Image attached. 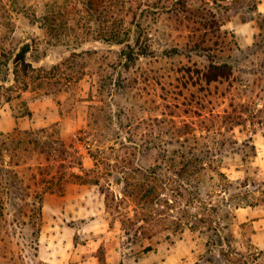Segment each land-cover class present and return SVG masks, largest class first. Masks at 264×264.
Segmentation results:
<instances>
[{
  "label": "rangeland",
  "instance_id": "rangeland-1",
  "mask_svg": "<svg viewBox=\"0 0 264 264\" xmlns=\"http://www.w3.org/2000/svg\"><path fill=\"white\" fill-rule=\"evenodd\" d=\"M171 1L0 0V264H51L41 257L55 255V248L63 264L91 253L100 264L107 256L116 264H254L262 254L249 241L251 226L233 216L237 201L264 200V21L258 14L264 10H256V0H185L186 20L168 11ZM203 8L216 14L219 29L192 31ZM111 32L126 33L132 44L141 36L152 54L125 66L118 55L123 44L103 39ZM196 42L234 67L233 77L213 83L208 96L183 76L182 67L205 63ZM174 47L180 54L169 55ZM225 112H242L246 121L225 130L233 123ZM184 122L211 127L212 161L227 179H210L211 169L203 176L202 206L172 177L160 205L138 209L123 225L134 205L110 173L148 166L159 150L174 149L169 131ZM151 136L156 147L138 149L135 143ZM250 136L252 142L242 143ZM64 147L102 176L100 185L76 182L69 171L81 170L52 160ZM55 174L61 186L42 191ZM100 187L118 196L107 200ZM91 205L104 211L91 215ZM217 225L220 231L212 228ZM180 237L192 240L188 257L169 261Z\"/></svg>",
  "mask_w": 264,
  "mask_h": 264
},
{
  "label": "trees",
  "instance_id": "trees-1",
  "mask_svg": "<svg viewBox=\"0 0 264 264\" xmlns=\"http://www.w3.org/2000/svg\"><path fill=\"white\" fill-rule=\"evenodd\" d=\"M259 0H256L255 2V8L257 10V4ZM172 7L168 9L169 12L176 11L180 12L186 20H188L187 17L188 12L190 9L187 8L186 1L185 0H172ZM170 3V1H169ZM206 13H200L198 17L193 20V23H197L198 26L195 27L192 31H210V30H217L220 28V21L217 18L216 14L213 13L211 10L205 8L202 9ZM260 16H263L264 21V13L258 12ZM191 20V18H190ZM188 26V25H186ZM260 26V25H259ZM262 26V25H261ZM261 28V27H260ZM115 33L111 32L106 37H103L104 40L113 42L115 44H123V46L119 49L118 55L121 58V60L124 61L125 66H129L130 63L135 62L138 60L141 56H147L152 54V51L145 45H142L140 43V37L137 36L135 39H133V44L130 40L125 39L126 33ZM203 36V34H201ZM200 36V37H202ZM256 37V36H254ZM203 38V37H202ZM201 39V38H200ZM204 40V39H201ZM257 41L254 44L257 46ZM198 49L195 48L198 54L204 57L205 63L201 67H198L195 65V63L191 66H184L182 67V70L184 71L183 76L188 79V81L192 85L199 84L201 85L200 88L202 91H205V95L208 96L211 93L210 86L213 83H221L223 81H229L233 75H234V67L233 65L223 60L218 55H214L210 48L202 47L201 44L197 43L195 44ZM23 53V52H22ZM21 56L20 59L24 58V54ZM75 54V53H73ZM169 55H175L180 54V51L178 48H172L170 52H168ZM189 56V55H188ZM53 67H56L54 65ZM18 72L19 70L17 67H14L13 69V79L15 82L18 81ZM188 81L185 82V86H187ZM2 86V85H0ZM27 86V81H24L23 87L25 88ZM243 106V105H242ZM236 112V111H234ZM229 114V115H228ZM242 112L238 113H229L225 112L222 117L226 118V116L229 119V122H233L230 125H227L225 127V130L227 129H233L236 125H241L243 122L246 121V118L243 117ZM226 119V121L228 120ZM206 119L202 121V124H204ZM225 121V122H226ZM213 125V124H212ZM211 127L209 125H198L195 122H184L181 125H173V129L169 131V134L172 135L175 139V143L177 144L174 149L171 151H168L167 149L159 150V158L157 157L155 161H153L148 166H134L129 172H125L123 175H119L118 172L116 173H110V176H112V179L110 182H112L116 186H121L119 191L123 195V199H129L133 205V216L130 217V215L126 214V219H121V223L124 225L126 223L127 219H136L138 215V209L141 210H149L152 209L155 206H158L162 203V195L164 194L162 189H169L167 186V183L172 179V177H176L177 179L181 180L185 186L190 187L191 190H193V198H196V201L204 206L203 198L201 197V186H202V178L206 174H209V170H213L214 175L209 176L210 179H214L215 176L217 178L223 177L224 179H227L225 173L218 169L217 166L214 165V162L212 161L214 156V149H215V141H212L210 139V132ZM130 140V139H129ZM131 142L135 143L133 140H130ZM154 138L152 136L150 138H146L143 141H140V143H135L138 146V149H152L155 148V144L157 143L154 141ZM162 142V141H159ZM166 142V140H163L162 143ZM252 142V137H248L247 140H243L242 143H249ZM159 145V144H158ZM253 148H255V145L252 143L251 145ZM158 147H161L160 145ZM144 151V150H143ZM60 156L58 158H52V160L56 161V164H60L61 166L65 167L66 163L70 169H73V167H77L80 172H75L74 170L69 171V176H72L74 180L78 183H92L100 185L101 177L100 174L95 172V169L91 168V170H85L83 168V162L80 156L76 153H74V150L72 149V152L69 149H66L65 147L60 151ZM11 158L13 157V154H10ZM62 156V157H61ZM93 158H97L96 156H93ZM50 156L48 155L46 157V160H49ZM96 160V159H95ZM19 164V163H15ZM135 173H138L139 176H136ZM65 173H62L61 180L64 181L65 179ZM60 176L55 174L51 175L50 179V186H46L43 188L42 191L44 192H53L51 187H54L56 185L57 187H60L61 185H58V183L55 181L56 178L60 179ZM167 178V180L165 179ZM45 181V179H42ZM68 180V179H67ZM234 184L233 181H229L228 186L232 187ZM240 186H245V180L241 181ZM108 188V189H107ZM225 188V187H223ZM63 188H61V192ZM100 191L104 193L107 200L111 197V201L113 202L115 199V196H118L114 194L113 190L110 189V187H100ZM225 189H219V192H224ZM112 192V193H111ZM246 193H244L245 195ZM122 200V199H121ZM168 202V201H167ZM107 205V204H106ZM248 205L247 202H243L242 200L237 201L235 203V209L241 206ZM109 206V203L107 207ZM38 208V214L40 216L39 221V227L38 230H40V224H42V211L41 206ZM116 209H119V203H116L115 205ZM212 210L213 213H215L214 208H209ZM151 212V211H150ZM123 217V218H125ZM235 217V215L233 216ZM147 218L143 217L141 220H146ZM205 219L201 220L199 219V222H205ZM210 228V227H209ZM217 231H220V226H212ZM222 232V231H221ZM209 246V243H207ZM223 244H221L222 246ZM219 253L223 256H227L224 249H220ZM248 260H244V264H247Z\"/></svg>",
  "mask_w": 264,
  "mask_h": 264
},
{
  "label": "crops",
  "instance_id": "crops-1",
  "mask_svg": "<svg viewBox=\"0 0 264 264\" xmlns=\"http://www.w3.org/2000/svg\"><path fill=\"white\" fill-rule=\"evenodd\" d=\"M257 8H259V10H264V0L258 1ZM262 138L264 139V134L262 135ZM103 211H104L103 209L91 205V215H95L98 212H103ZM235 219H237L239 223H243V224L248 223L251 226V230L250 232H248L249 241L251 242V244L255 246V248L262 250V254L254 260V264H264V200L236 208ZM191 241L192 240L187 239L185 237H180L179 239L175 240L173 245H171L169 252L167 253L168 259H170L169 261H175L178 259H181V261L182 260L186 261L188 257L186 253L188 252V250L187 251L185 250L187 248L186 246L192 243ZM53 244H56V241H53ZM177 249H180L181 253H178ZM55 251L57 252L56 248ZM56 252L55 255L54 252H52V256L48 258H43V257L41 258L51 264H63L61 262V258H59ZM182 256H185V259H183ZM105 262L106 264H116L110 261L109 256H107ZM162 262L164 263V261ZM76 264H100V259L95 255V253H91V255L86 260L83 259ZM135 264H139V263L136 262Z\"/></svg>",
  "mask_w": 264,
  "mask_h": 264
}]
</instances>
